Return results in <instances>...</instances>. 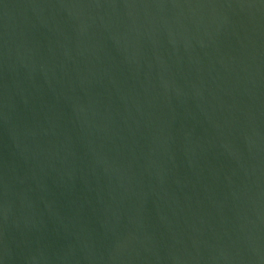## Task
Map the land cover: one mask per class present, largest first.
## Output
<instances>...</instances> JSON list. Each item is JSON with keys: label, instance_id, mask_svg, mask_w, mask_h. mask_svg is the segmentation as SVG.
<instances>
[{"label": "water", "instance_id": "1", "mask_svg": "<svg viewBox=\"0 0 264 264\" xmlns=\"http://www.w3.org/2000/svg\"><path fill=\"white\" fill-rule=\"evenodd\" d=\"M0 264H264V0H0Z\"/></svg>", "mask_w": 264, "mask_h": 264}]
</instances>
